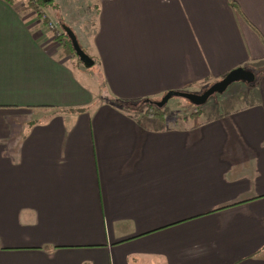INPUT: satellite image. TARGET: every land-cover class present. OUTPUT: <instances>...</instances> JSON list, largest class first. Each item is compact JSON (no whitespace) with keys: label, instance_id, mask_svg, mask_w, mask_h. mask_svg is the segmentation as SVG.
Segmentation results:
<instances>
[{"label":"crops","instance_id":"obj_1","mask_svg":"<svg viewBox=\"0 0 264 264\" xmlns=\"http://www.w3.org/2000/svg\"><path fill=\"white\" fill-rule=\"evenodd\" d=\"M89 3L98 84L0 0V264H264V67L191 125L102 97L264 66V0Z\"/></svg>","mask_w":264,"mask_h":264},{"label":"rangeland","instance_id":"obj_2","mask_svg":"<svg viewBox=\"0 0 264 264\" xmlns=\"http://www.w3.org/2000/svg\"><path fill=\"white\" fill-rule=\"evenodd\" d=\"M87 2L89 0H55V5L58 9H55L56 7L50 6L47 7L44 10H41L44 13V18L48 17L50 18V22L54 24V28H50V23L48 25L43 24V31L44 32H50L51 34H54V36H57L58 33H61L65 35V39H71L69 36V33L67 32V29H70L73 34L76 35H84L85 40H88V37L90 38L93 35L94 28L91 25V22L95 19V16L93 14H90V18H88V13L85 16L84 12L87 11ZM23 3V8L25 7V3ZM46 16V17H45ZM93 17V18H92ZM81 44L85 48L86 43H84L81 39ZM72 64L77 63L80 65V67L84 68L86 70V76L88 78H93L94 76H97V84L100 83V68L97 63V67L93 64L91 67H87L82 61H80L79 56H73V58L70 60ZM243 67V66H242ZM256 68H263L264 66H245L244 68L248 71L254 72L256 74V77L259 75V70L254 69ZM253 69V70H252ZM261 71V70H260ZM212 85V84H211ZM210 84L202 83L196 87H191L186 90L185 92H191V93H202L204 90H206ZM248 87L244 82L239 81L236 83H233L226 92L223 94H215L212 96L206 104L202 106V114H204L200 117L197 116V114L194 115V105L190 103L187 99L179 98V97H173L169 100L167 105L165 106V111L168 114L169 117L168 124L170 126H178V125H191V123L200 121L203 118L206 119V117L211 114V110H213L214 107H216L218 104H220L221 98L224 97H233L234 95H237L239 91L242 94L245 90V88ZM195 91V92H194ZM103 92L105 94V88L103 87ZM164 96V95H163ZM163 96H155L151 97L152 101H159ZM103 99L105 96H102ZM107 97V96H106ZM236 97V96H235ZM141 106H133L132 111L130 112L135 118H138L140 120H145L147 118V114L144 113V108L142 109ZM144 110V111H143Z\"/></svg>","mask_w":264,"mask_h":264},{"label":"trees","instance_id":"obj_3","mask_svg":"<svg viewBox=\"0 0 264 264\" xmlns=\"http://www.w3.org/2000/svg\"><path fill=\"white\" fill-rule=\"evenodd\" d=\"M5 1H7L9 3H13V4L17 1L24 2L25 7L23 10L34 11L36 13V16L42 21V23L44 25H48L50 23V18H48L46 16H45L46 18H44V13L41 10H44L50 6H54V7H56L55 9H58L57 6L55 5L56 4L55 0H49V1H47V0H5ZM87 3H88L87 4V11L84 12L85 13L84 15L86 16L88 13V16H89L88 18H90V14H93L92 10L94 9V5H90L89 2H87ZM233 7L238 9L236 5H234ZM55 37H56V39L60 40V42H62L63 55H65V56H70V55L76 56L77 55L71 39H69V38L65 39V35H63V34H61L60 36H55ZM76 37H77V40H78V43H79L81 49L83 51H85L86 49H84V47L82 46L79 35H76ZM226 74H223L222 76H219V77H208L205 80H202L196 84L187 85L180 90L184 91L188 88L196 87L202 83H207V84L211 85L214 82L222 79L224 76H226ZM104 96L111 103H113L114 105H116L117 107H119L121 110H124V111H128V112L130 111L131 112L133 106L138 107V106H141V104H142L143 105L142 109L143 108H144V110L146 109L145 111L144 110L143 111L145 114H147L148 117L155 118L158 120H164L168 115L164 109L165 107L159 108V107L153 105L152 103H150V101H152L151 98H145V99L137 100V101H125V100H121L119 98L109 97L105 94H104ZM194 108H195L194 115L197 114V116L200 117L202 114V106H194Z\"/></svg>","mask_w":264,"mask_h":264},{"label":"water","instance_id":"obj_4","mask_svg":"<svg viewBox=\"0 0 264 264\" xmlns=\"http://www.w3.org/2000/svg\"><path fill=\"white\" fill-rule=\"evenodd\" d=\"M66 30L69 33V36L73 43L76 54L79 56L80 60L87 67L93 66L95 61L85 51L81 49L78 43L77 37H75V34H73V32L70 29L66 28ZM255 80H256V74L254 72L248 71L244 67H237L229 71L226 74V76H224L222 79L214 82L202 93H191V92H185L182 90H169L168 92L164 94L161 100L150 101V103H152L153 105L159 108H164L171 98L179 97V98L187 99L194 106H203L215 94H218V93L223 94L224 92H226L229 86H231L233 83L242 81V82L251 84Z\"/></svg>","mask_w":264,"mask_h":264},{"label":"built area","instance_id":"obj_5","mask_svg":"<svg viewBox=\"0 0 264 264\" xmlns=\"http://www.w3.org/2000/svg\"><path fill=\"white\" fill-rule=\"evenodd\" d=\"M50 28H54V24H52V22H50ZM61 35V33H58V35L57 36H60Z\"/></svg>","mask_w":264,"mask_h":264},{"label":"flooded vegetation","instance_id":"obj_6","mask_svg":"<svg viewBox=\"0 0 264 264\" xmlns=\"http://www.w3.org/2000/svg\"><path fill=\"white\" fill-rule=\"evenodd\" d=\"M252 84V83H251Z\"/></svg>","mask_w":264,"mask_h":264}]
</instances>
